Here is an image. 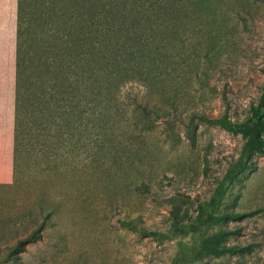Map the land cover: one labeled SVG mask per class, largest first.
I'll list each match as a JSON object with an SVG mask.
<instances>
[{
    "label": "rangeland",
    "instance_id": "374dc122",
    "mask_svg": "<svg viewBox=\"0 0 264 264\" xmlns=\"http://www.w3.org/2000/svg\"><path fill=\"white\" fill-rule=\"evenodd\" d=\"M188 2L169 36L145 30L158 66L117 88L38 103L22 73L0 264H264V144L236 166L251 134L195 117L264 118V0Z\"/></svg>",
    "mask_w": 264,
    "mask_h": 264
},
{
    "label": "trees",
    "instance_id": "16d2710c",
    "mask_svg": "<svg viewBox=\"0 0 264 264\" xmlns=\"http://www.w3.org/2000/svg\"><path fill=\"white\" fill-rule=\"evenodd\" d=\"M188 4V0H18L15 144L22 73L28 78L38 103L44 100L45 87L50 89L49 103L56 105L64 90H77L78 81L85 77L88 81H101L110 88H117L119 79L122 81L129 73L144 74L138 63L146 56L154 61L152 65L158 66V48L151 46L145 30H157L169 36L167 31L173 30L179 14ZM253 109L256 114L264 110V84L259 107ZM195 117L217 123L234 133L251 134L253 143L251 147L242 148L236 166H241L242 161L244 165L252 149H261L264 144L261 138L264 118L260 116L252 124L234 122L222 115L210 118L195 114ZM249 211L264 212V205ZM242 214L226 213L228 216ZM40 229L41 225L18 239L14 247L22 248L25 243L34 241Z\"/></svg>",
    "mask_w": 264,
    "mask_h": 264
},
{
    "label": "crops",
    "instance_id": "0c3cea01",
    "mask_svg": "<svg viewBox=\"0 0 264 264\" xmlns=\"http://www.w3.org/2000/svg\"><path fill=\"white\" fill-rule=\"evenodd\" d=\"M18 0H0V184L14 176Z\"/></svg>",
    "mask_w": 264,
    "mask_h": 264
}]
</instances>
